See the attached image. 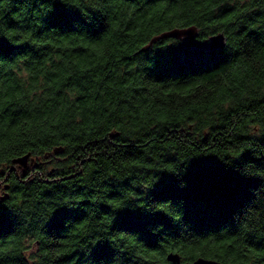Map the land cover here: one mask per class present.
Listing matches in <instances>:
<instances>
[{"label":"trees","instance_id":"obj_1","mask_svg":"<svg viewBox=\"0 0 264 264\" xmlns=\"http://www.w3.org/2000/svg\"><path fill=\"white\" fill-rule=\"evenodd\" d=\"M170 250L264 264V0H0V264Z\"/></svg>","mask_w":264,"mask_h":264},{"label":"water","instance_id":"obj_2","mask_svg":"<svg viewBox=\"0 0 264 264\" xmlns=\"http://www.w3.org/2000/svg\"><path fill=\"white\" fill-rule=\"evenodd\" d=\"M196 32H197V28L196 25L194 24L185 25V26H173L153 35L147 44H150L154 39L161 36L172 35V36H182V37H193L196 34ZM224 41L225 38H224V33L222 31L211 33L204 40L207 47L210 48L219 47L224 44ZM147 44L144 45L142 48H145ZM29 154H30L29 151H27L23 154L13 157L12 160L14 162H17L18 165L21 167V169H25L28 162L32 161L33 159V156H30ZM166 257L167 259L175 261L179 264H231V262H223L218 259L212 257H205L202 255H198L190 260L189 259L181 260L180 254L174 250L168 251Z\"/></svg>","mask_w":264,"mask_h":264},{"label":"rangeland","instance_id":"obj_3","mask_svg":"<svg viewBox=\"0 0 264 264\" xmlns=\"http://www.w3.org/2000/svg\"><path fill=\"white\" fill-rule=\"evenodd\" d=\"M34 247V245L33 244H29V247H28V249L30 250V249H32Z\"/></svg>","mask_w":264,"mask_h":264}]
</instances>
